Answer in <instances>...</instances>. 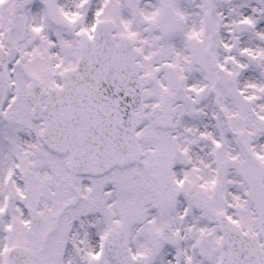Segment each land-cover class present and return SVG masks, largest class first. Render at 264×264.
I'll list each match as a JSON object with an SVG mask.
<instances>
[{
    "label": "snow or ice",
    "instance_id": "obj_1",
    "mask_svg": "<svg viewBox=\"0 0 264 264\" xmlns=\"http://www.w3.org/2000/svg\"><path fill=\"white\" fill-rule=\"evenodd\" d=\"M0 264H264V0H0Z\"/></svg>",
    "mask_w": 264,
    "mask_h": 264
}]
</instances>
